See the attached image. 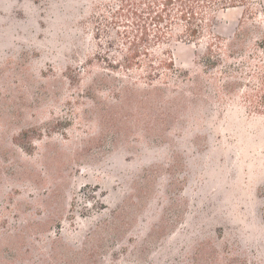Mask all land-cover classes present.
<instances>
[{"label": "rangeland", "instance_id": "1", "mask_svg": "<svg viewBox=\"0 0 264 264\" xmlns=\"http://www.w3.org/2000/svg\"><path fill=\"white\" fill-rule=\"evenodd\" d=\"M130 6L0 0V264H264V100L202 58L245 9L155 51Z\"/></svg>", "mask_w": 264, "mask_h": 264}, {"label": "trees", "instance_id": "2", "mask_svg": "<svg viewBox=\"0 0 264 264\" xmlns=\"http://www.w3.org/2000/svg\"><path fill=\"white\" fill-rule=\"evenodd\" d=\"M125 1L132 2L128 11L136 20L140 39L152 41V31L155 51L172 39H195L212 26L218 12L243 7L241 28L234 38L207 41L202 58L206 66L225 74L227 82L244 80L249 89L246 94L264 100V19L252 16L248 0H122ZM171 62L162 58L159 64L176 70Z\"/></svg>", "mask_w": 264, "mask_h": 264}]
</instances>
